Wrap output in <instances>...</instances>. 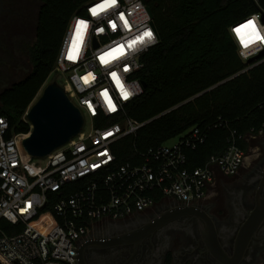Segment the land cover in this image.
<instances>
[{"label": "built area", "instance_id": "1", "mask_svg": "<svg viewBox=\"0 0 264 264\" xmlns=\"http://www.w3.org/2000/svg\"><path fill=\"white\" fill-rule=\"evenodd\" d=\"M248 20L264 37V10L229 29L244 63L238 74L264 65V40L254 39L250 28L235 31ZM157 42L143 0H90L82 14L71 16L54 66L84 118L80 132L45 157H32L21 144L28 132L9 134L8 119L0 116V221L17 228L7 233L0 223V264H79L78 242L100 221L124 218L167 197L194 205L219 175L237 172L247 150L235 137L204 164L187 165L186 149L204 139L199 128L139 151L138 162L117 164L115 143L150 120L130 117L125 106L142 93L136 73L142 54ZM261 136L264 111L258 131L238 138Z\"/></svg>", "mask_w": 264, "mask_h": 264}, {"label": "trees", "instance_id": "2", "mask_svg": "<svg viewBox=\"0 0 264 264\" xmlns=\"http://www.w3.org/2000/svg\"><path fill=\"white\" fill-rule=\"evenodd\" d=\"M90 0H39L34 38L28 48L30 71L0 90V116L14 133L30 131L23 115L54 70L60 43L73 14ZM153 13L158 42L141 56L136 77L143 91L125 106L126 113L147 121L113 146L117 164L138 162V152L199 128L204 139L187 148L188 166L221 154L232 137L257 132L264 111V65L239 73L244 63L230 27L264 0H143ZM62 83V80L59 82ZM234 135H233V134ZM7 233L15 226L1 220Z\"/></svg>", "mask_w": 264, "mask_h": 264}, {"label": "flooded vegetation", "instance_id": "3", "mask_svg": "<svg viewBox=\"0 0 264 264\" xmlns=\"http://www.w3.org/2000/svg\"><path fill=\"white\" fill-rule=\"evenodd\" d=\"M39 4L2 0L1 62L19 54ZM252 141L237 172L219 175L196 204L167 197L124 218L100 221L78 242L81 264H264V136Z\"/></svg>", "mask_w": 264, "mask_h": 264}, {"label": "water", "instance_id": "4", "mask_svg": "<svg viewBox=\"0 0 264 264\" xmlns=\"http://www.w3.org/2000/svg\"><path fill=\"white\" fill-rule=\"evenodd\" d=\"M147 8L153 15L151 8ZM141 83L144 87L145 83ZM40 91L24 113V119L30 123V131L22 138L21 144L24 151L32 157H45L69 141L80 132L84 122L79 108L68 96L65 86L55 78L44 84ZM81 250L82 246L79 245L77 251Z\"/></svg>", "mask_w": 264, "mask_h": 264}, {"label": "rangeland", "instance_id": "5", "mask_svg": "<svg viewBox=\"0 0 264 264\" xmlns=\"http://www.w3.org/2000/svg\"><path fill=\"white\" fill-rule=\"evenodd\" d=\"M34 38V30L30 32L29 36L26 37V39L22 40L20 52L15 56V58H12L10 61H6L5 63L0 60V90L9 86L12 82L17 81L18 79L22 78L24 75H26L31 68V63L28 55V48L30 43L33 41ZM17 49V47H16ZM20 66V68H18ZM21 66L23 69H21ZM53 75H50L44 84L48 83L50 80L54 79ZM65 82L63 76L59 73L58 82L60 81ZM42 85V87L44 86ZM41 87V88H42ZM41 90V89H40ZM38 94H40V91ZM37 94V96H38ZM173 140H170L168 143H171ZM252 140H250L248 145V150H252L254 146H252ZM250 154V153H249Z\"/></svg>", "mask_w": 264, "mask_h": 264}, {"label": "snow or ice", "instance_id": "6", "mask_svg": "<svg viewBox=\"0 0 264 264\" xmlns=\"http://www.w3.org/2000/svg\"><path fill=\"white\" fill-rule=\"evenodd\" d=\"M85 24L84 21H78L77 25H83ZM241 28H250L252 29L253 35H254V39L256 40H264V37H261L258 33L257 30L255 29V24L253 20H248L245 24L239 26L237 29H235V31L239 32ZM146 36H151L152 33L150 31L145 32Z\"/></svg>", "mask_w": 264, "mask_h": 264}]
</instances>
